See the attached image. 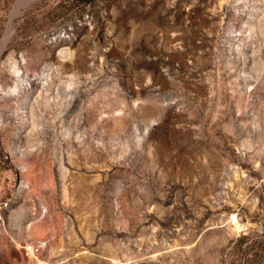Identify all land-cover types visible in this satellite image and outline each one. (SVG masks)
Here are the masks:
<instances>
[{
    "label": "rangeland",
    "instance_id": "374dc122",
    "mask_svg": "<svg viewBox=\"0 0 264 264\" xmlns=\"http://www.w3.org/2000/svg\"><path fill=\"white\" fill-rule=\"evenodd\" d=\"M20 2L0 264H264V0Z\"/></svg>",
    "mask_w": 264,
    "mask_h": 264
},
{
    "label": "bare ground",
    "instance_id": "6f19581e",
    "mask_svg": "<svg viewBox=\"0 0 264 264\" xmlns=\"http://www.w3.org/2000/svg\"><path fill=\"white\" fill-rule=\"evenodd\" d=\"M24 1H26V0H21V2L19 3V5L23 4ZM28 2H29V1H28ZM30 2H31V1H30ZM24 4H25V3H24Z\"/></svg>",
    "mask_w": 264,
    "mask_h": 264
}]
</instances>
